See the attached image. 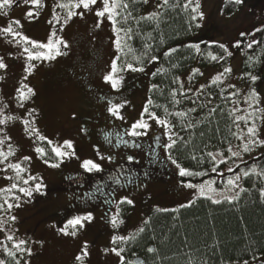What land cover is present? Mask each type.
I'll list each match as a JSON object with an SVG mask.
<instances>
[{"label":"rangeland","instance_id":"rangeland-1","mask_svg":"<svg viewBox=\"0 0 264 264\" xmlns=\"http://www.w3.org/2000/svg\"><path fill=\"white\" fill-rule=\"evenodd\" d=\"M229 0H199L200 8L198 12L203 13L199 31L187 44L200 45L208 42L212 44H223L231 53V60L228 64L218 67H201L199 57L191 68L183 72L180 76V83L183 89L192 95H202L212 84V79L225 68H230L231 72L226 73L222 78L223 85L230 93H238L232 96L235 104L232 103L230 109L238 107L249 112L254 111V116L245 125L240 122L239 130L236 133L243 137L237 139L231 145L234 152H239L240 157H231L225 166L224 176L226 179L241 174L239 181L240 187L244 188L242 172L237 170L236 165L249 162L257 157L264 155V145L255 144L251 146L249 152H243V143L247 142V127L254 122L257 128L256 139L264 141V83L255 89L259 96V102L255 108H249L245 103L249 93L253 89L248 83L244 82L242 74V63L244 52L242 48L234 45L239 41L242 44L243 38L249 39L251 34L257 29L264 28V0H242L239 8L230 14L224 13V6ZM59 0H42L43 7L30 8L25 5L23 0H17L7 14H0V28H6L13 20H19L20 26L13 25L24 36L32 41L47 43L52 32L68 45L67 48L60 46L61 55L52 60H32L26 59L27 54L23 52L24 47L31 48L23 42L17 43L19 37L13 40L11 36L0 34V58L6 65L0 69V119H5L4 124H0V139H5V143L0 145V151L7 152L11 145L14 155L10 156L4 164H0V169L6 167L8 163H19L26 169L22 174L25 179L28 176L36 177L34 181L23 184L19 181V186L33 188L36 183L42 185L39 191L33 190L31 197L13 190L11 194H0V204L4 203V198L10 195L19 196V201L9 200L19 207H13L10 211L7 206L0 210V260L5 264H120V257L110 251L112 248H122L125 242L111 243L112 237L123 236L133 237L138 234L148 220L153 211H171L182 208V205H189L199 199L196 190L185 187V184H200L203 182H183L180 179L179 169L168 159L169 152L165 151L163 145L168 143L166 130L154 120L144 118L149 123L146 134L140 135L142 138H149L150 143L158 141L161 144L160 156L168 164L172 171L171 179H160L157 182L150 181V187L131 191L130 198L133 203L126 206L119 212V220L122 221L117 227L111 226L103 233L99 230L101 220H105L102 214H97L91 222H86L83 229H79L76 236H65L61 233L68 220L75 216H83L88 207H76L68 215L55 214L52 210L60 206L62 199L84 191L85 181L90 175H97L99 171H86L81 167L84 160H93L100 166V170L111 167L112 160L102 159L98 153L94 152L95 145H89L83 127L91 126L94 129L100 127L115 126L130 130L131 125L141 118L144 106L149 99V87L151 72L157 66V59L152 61L143 71H123L119 75L123 77L121 86L113 89L110 83L104 81V76L110 71L112 60L117 52L113 41L115 36L112 26L105 17L97 28L98 17L95 11H84L76 9L77 12H84L73 16L67 23L64 22L66 12L56 7ZM160 0H148L144 5L142 15H148L155 11ZM102 5L98 3L96 8ZM32 10L38 15L35 18H27L25 13ZM60 17L57 23L53 19V14ZM52 21V23H50ZM241 33L246 35L241 36ZM11 41V42H9ZM248 41V40H245ZM35 51V50H33ZM46 51V50H43ZM28 64L34 65L31 72H26ZM195 70V75L193 74ZM264 75V69H263ZM191 77V80L189 79ZM133 82V83H132ZM135 82L142 84L138 90H134L131 98L124 100H109L100 97L98 93L109 92L120 94L127 85ZM22 90L27 93V89H32V93L27 99L21 101L17 91ZM203 88V92L199 90ZM111 104H122L120 115L123 119H118L111 115L108 108ZM244 112H237L236 115H243ZM12 117V119H7ZM25 121H29V131H26ZM38 130L40 136L46 138L41 141L36 134H30V130ZM97 131V130H96ZM138 131H144L139 129ZM127 132V131H126ZM171 132L174 134L173 129ZM129 137L133 138V136ZM159 138V139H158ZM52 141V144H48ZM65 141L72 142V149L64 151H74L75 155L66 156L59 163L58 167H50L52 162L45 163L44 156L41 157L35 151L37 147L43 148L45 152L49 145L61 146ZM117 151L108 148L107 154H115ZM224 152V151H223ZM129 156H133V161L140 159L142 153L129 147L126 149ZM55 155V154H54ZM225 157H230L228 152H224ZM29 157V160H25ZM219 160V158H218ZM182 166V165H181ZM233 167L235 173L227 172V167ZM183 167V166H182ZM125 172L124 170L122 171ZM71 174L77 175L72 182L52 190L54 185L62 181V176ZM125 175V173H124ZM123 175V176H124ZM13 179H5V177ZM83 178L84 180H81ZM214 187L223 190L224 196L233 197L236 193L241 194L239 188L227 190L221 184V177L216 178ZM207 181V180H206ZM222 181V180H221ZM15 180V172L12 169L0 171V189L8 188ZM220 182V183H219ZM82 184V185H81ZM100 191L105 192L103 185L99 184ZM127 189H121L118 195L125 193ZM127 193H130L129 190ZM238 195V196H239ZM224 196L216 197L224 200ZM123 197V196H122ZM125 198V197H123ZM237 199V198H236ZM235 200V199H234ZM63 204V203H61ZM92 203H90L91 205ZM87 213V212H86ZM15 216V221L10 217ZM106 225H104V228ZM99 230V231H98ZM71 231V229H69ZM8 235L13 236V241L6 239ZM19 240L27 241L24 245L30 248L32 255L26 252L17 251L13 248V243ZM87 244L88 255L82 261L75 258L82 254V249ZM5 246L15 253V258L6 255ZM123 255V253H122ZM124 256V255H123ZM128 261V260H127ZM125 259V264H127ZM137 262V261H135ZM133 261V264H135ZM264 264V255L253 260H248V264ZM232 264H244L243 262H233Z\"/></svg>","mask_w":264,"mask_h":264},{"label":"trees","instance_id":"trees-1","mask_svg":"<svg viewBox=\"0 0 264 264\" xmlns=\"http://www.w3.org/2000/svg\"><path fill=\"white\" fill-rule=\"evenodd\" d=\"M59 2L67 3L69 0ZM178 2L180 5L178 7L161 9L162 15L158 26L155 22L141 21L137 25L134 20H129L128 26L139 32L129 42L136 50L135 55L142 56L145 52V43L151 45V50L142 56L141 63H137L131 54L121 59H127L135 67L145 69L153 61L149 57H157V66L150 76L148 94L153 104L161 107L149 105V108L157 116L169 120L174 134L182 137L171 149L172 157L192 172H208L205 176H181L180 180L194 183L209 179L216 181L218 176L211 172L213 164L209 162L206 153L218 150L227 152V148L236 142V136L233 135L236 133V125L233 124V117L229 115L233 98L223 99L231 93L221 84H211L202 95L186 92V96L181 97L180 83L174 81L178 78L180 82L181 74L191 68L198 57L200 66L206 68L228 64L231 55L218 47L220 44L205 42L200 45L199 53L195 47H189L190 44L187 42L199 31L201 19L198 13L191 11V8L184 10L183 4L187 0ZM196 2L197 0H193V7ZM170 3L175 4L177 0H170ZM144 5L133 4L129 10L133 11V16L138 19L142 16ZM239 6L227 1L224 13L230 14ZM194 15L197 16L195 20L192 19ZM148 33H151V39H147ZM252 41L258 43H253L251 48L247 47ZM241 43L240 47L244 52L243 80L253 89H258L264 83V28L256 30L249 39L243 38ZM171 49L176 51L171 55H165ZM209 54L222 59L213 61ZM249 74L258 77L255 83L251 81ZM136 83L138 84V82L134 84ZM153 85L157 87L153 88ZM129 86L131 85L128 84L127 87ZM139 86L142 87V84ZM174 89L178 90L176 98L181 101L178 105L172 102L171 92ZM164 107L173 113L187 112L190 108H196L197 111L190 113L182 124L174 115L165 117ZM213 107H216L217 111L209 115V109ZM189 121L195 126L189 128L187 126ZM47 146V155L44 159L52 163L58 162V158L51 151L52 147ZM193 155L198 159H192ZM225 166L226 164H220L218 171H223ZM253 167L256 173H264V155L240 164L237 170L242 173L251 172ZM225 177L220 180L221 184L225 183ZM243 184L245 191H242L232 203L223 201L220 204H213L210 200L199 198L192 202L190 207L153 211L143 227L144 231L123 244L126 261H137L135 264H232L263 256L264 197L260 195V191L264 189V177L252 174L250 177H244ZM150 248L154 251L149 252Z\"/></svg>","mask_w":264,"mask_h":264},{"label":"snow or ice","instance_id":"snow-or-ice-1","mask_svg":"<svg viewBox=\"0 0 264 264\" xmlns=\"http://www.w3.org/2000/svg\"><path fill=\"white\" fill-rule=\"evenodd\" d=\"M17 0H0V14H7V10L11 9L14 4H16ZM229 2H233L235 4H240L242 0H229ZM23 3L25 5H29L30 8H40L43 7L42 0H23ZM98 0H69V2H58L56 7L60 9H64L66 12V15L64 17V22L67 23L68 20H70L73 16L80 15L81 18L84 15V12H77L75 11L76 9H83L84 11H95V15L99 18L96 24V27L98 28L100 24L103 22L104 18L106 17L108 22L112 26V31L115 36V39L113 41L114 47L116 49L117 55L116 57L112 60L111 65H110V71L104 76V81L106 83H110L111 87L113 89H118L121 86L123 77L120 76L119 74L123 71H143V67H135L133 63L129 62L127 59L122 60V57H126L129 54L132 55L133 59L136 60L137 63L142 62V56L147 55V53L151 50V45L145 43L144 49L145 52L142 54V56H136L135 52L136 50L131 46L129 43L134 36L138 35L139 32L134 31L132 27L128 26L129 20H134L137 25L140 24L141 21H149V22H155L158 26L160 17L162 13L158 10L155 12H152L148 15H142L138 19L133 16V11L129 10L131 5L137 4V3H148V0H99V3L102 5L99 8H96L95 6L97 5ZM193 0H187L186 3L183 4L184 10H188L191 8V11L193 13H198L199 18L203 19V13L198 12L200 8L199 0H197L195 6H192ZM179 2L177 0V3L172 4L170 3V0H160L159 4L157 5L158 9H166V8H171V7H178ZM27 18H35L38 13L29 10L25 13ZM53 19L59 23L60 22V17L58 15L53 14ZM193 20L197 19V16L192 17ZM52 23V21H50ZM20 26V21L19 20H13L11 21L6 28H0V34H4L6 36H11L13 40H16V37H19V40H16L17 43L23 42L25 45H31V48L29 47H24L23 52L27 54L26 59L28 61L32 60H52L55 59L56 56L61 55L60 51V46L62 45L64 48H67L68 45L63 39L59 38L56 34V32H52L50 35L48 42L45 43H39L36 41L30 40L28 37L24 36L22 33H20L17 29L13 28V25ZM199 26V25H197ZM259 31V29H257ZM241 36L246 35V33H241ZM147 39H151V33H148ZM11 42V41H9ZM253 43H258V41H252L247 45V47L251 48ZM235 47H239L240 43L237 41V43L234 45ZM189 47H195L197 53H199V45H189ZM221 49L224 50V52L228 53V55H231L230 52H228V49L225 45L221 44L218 45ZM35 50V51H33ZM46 50V51H43ZM176 49H171L168 53L165 55H171L172 52H175ZM211 60L216 61L218 59H222L221 57H217L215 55L209 54ZM150 60H156L157 57L155 56H150ZM120 61V63H118ZM6 65L3 63L2 58H0V69L5 68ZM34 65L28 64L26 67L25 71L26 72H31L32 68ZM163 71V70H161ZM198 72V70L194 71ZM231 69L230 68H225L223 72L219 73L217 76H215L212 79V84H220L223 83V77L225 76L226 73H230ZM250 75V79L253 83H255L258 79L257 76L255 75ZM191 80V77H189ZM174 83H180L178 78L174 81ZM26 86H22L21 89H18L17 91L20 94V99L23 101L24 99H27L28 95L32 93V89L28 88L27 93H25L22 89ZM157 86L153 85V88ZM200 92H203V88L199 90ZM177 94L178 90H172L171 92V97H172V102L174 104H180L181 101L177 99ZM179 95L181 97L186 96V91L183 89V84L180 83V88H179ZM238 93H231L228 97H223V99H231L232 96H236ZM259 102V96L255 89H252L251 92L249 93L248 98L245 100V103L249 104V108H255V105L258 104ZM195 103V101H193ZM209 103H211V99H209ZM233 104L236 103V101H232ZM149 105H152L153 107H161L160 105H154L153 101L151 99L148 100L147 104L144 106L143 112L141 114V118L133 123L131 125V129L127 130V134L130 136H140L146 134V130L149 128V123L148 121L144 118L145 116L148 117L150 120H154L157 124L161 125L165 130H166V135L168 137V143L164 144L163 147L165 151L173 149L176 144L178 139H182V137H179L176 134H173L171 132V122L167 120L166 118H161L156 115L155 112L151 111L149 108ZM123 105H117V104H111V106L108 108V111L111 115L115 116L118 119H123V117L120 115V108H122ZM165 117L167 116H176L180 119L181 123L183 124L189 117L190 113L196 112V108H190L188 109L187 112L185 111H177V112H169L167 107L163 108ZM217 111L216 107L210 108L209 109V115L215 114ZM264 111V110H261ZM237 112H244L243 115H236ZM2 115V113H0ZM229 115L233 117V124L236 125L237 129L239 130V125L240 122L243 121L245 125L249 124V121L252 119L254 116V111L249 112L246 109H240L238 107H234L229 110ZM7 119H12V117H7ZM207 119V117H205ZM6 121L5 119H0V124H4ZM26 125V131H29L28 125L30 124L29 121L24 122ZM187 126L189 128L194 127L195 125L192 122H188ZM139 129H143L144 131H138ZM30 134H36L37 138L41 141L46 140L45 137L40 136L38 133V130L32 128L30 130ZM234 136H236L237 139H243L241 135L237 133H233ZM247 136L249 139L247 142L243 143L242 146V151L243 152H249L251 146L255 144H261L264 145V141L256 139L257 136V128L255 123L253 122L251 126L247 127ZM5 139H8L5 137ZM5 139H0V145H3L5 143ZM122 139V137H121ZM159 139V138H158ZM48 144H52V141H48ZM207 147V145L205 146ZM63 149H72V142L71 141H65L63 145L61 146H53L51 151L55 154V157L58 158V162L56 163H50V167H58L59 163L63 161V158L66 156H73L75 155L74 151H64ZM35 151L40 155L41 157L47 155L45 150L43 148L37 147ZM227 152L230 154V157H225L223 151H208L206 153V156L209 159V162L213 164V167L211 168V172L215 173L217 176L221 177L222 179L224 178V171H218L219 165L220 164H227V161L231 157H240L239 152H234L232 150V147L229 146L227 148ZM14 155V151L11 148V145H9V150L7 152L0 151V164H4L5 161L8 160L10 156ZM219 158V160H218ZM25 160H29V157H25ZM168 159L171 160L173 164L176 165V167L179 169V175L182 177L185 176H205L208 175V172H192L184 167H182L176 159H174L169 152ZM192 159H198L195 155L192 156ZM201 160L203 157L200 158ZM45 163H48V161H45ZM81 167L84 168L88 172H92L93 170L95 171H100V166L95 163L93 160H84L81 164ZM236 167H239V165H236ZM8 169H12L15 172V180L17 182H14L10 185L8 188L0 189V194L2 193H9L11 194L13 190H16L20 193H22L25 196L31 197L33 190L39 191L42 187L40 183H36L33 188H25L19 186V181H22L23 184H28L29 181H34L37 178L33 176H28L27 179L23 177V173L26 171L21 164L19 163H8L5 168L0 169V171H7ZM227 172H233L235 173V169L231 166L227 167L226 169ZM252 174H256L259 176L264 177V173H256L255 167L252 168L251 172L244 171L242 173L243 177L247 178L250 177ZM242 176L241 174H235L232 177H229L226 179V183L224 184V188L227 190H231L233 188H239L240 191H245L244 188L240 187L239 181L241 180ZM5 179H13V177H8L6 176ZM216 184L215 180H207L203 183L200 184H185V187L188 188H193L196 190V195L198 198H203L206 200H210L211 203L213 204H220L223 201L221 199H218L216 197L219 196H224L223 190H220L214 185ZM239 193H236V196L229 197V196H224V200H226L228 203H232L234 199L238 198ZM260 195L264 197V189L260 191ZM16 200L19 201L20 197L19 196H14L10 195L8 197L4 198V203L0 204V210H3L5 208V205L7 206V210H11L14 206L19 207V203H16L13 205L12 203L9 202V200ZM195 201H193L194 203ZM119 203L124 204L127 203L131 205L133 202L131 200H121ZM191 204L189 205H182V207H190ZM11 220L15 221L16 217L12 216L10 217ZM92 216L91 214L88 215H83V216H75L72 219L68 220L67 223L65 224L63 229H60L61 233L65 236L71 235V236H76L77 232L79 229H83L85 227L86 222H91ZM3 222L0 221V224ZM111 223L113 227H117L122 221L119 220V210L115 215L111 217ZM71 229V231H69ZM0 231H3V228L0 227ZM140 232H143L144 229L141 228L139 230ZM135 237H123V236H115L112 239L113 244H117L118 242H126L128 239H134ZM7 240L13 241V236L8 235L6 237ZM2 243V241H0ZM27 244V241L25 240H19L18 242L13 243V248H15L17 251L20 252H26L29 256L32 255L31 249L24 247V245ZM111 252H113L116 256L120 257V264H125V256L122 255V253L125 251L124 248H112L110 249ZM149 252L154 251V249H148ZM5 252L6 255L15 258V253L11 250H9L5 246ZM88 255L87 252V244H85L84 248L82 249V254L76 256L77 261H82L84 257ZM255 259V257H254ZM0 264H5V261L0 260ZM17 264H19V260H17ZM27 264V262H26ZM127 264H133V261L128 260ZM244 264H248V261H244Z\"/></svg>","mask_w":264,"mask_h":264},{"label":"flooded vegetation","instance_id":"flooded-vegetation-1","mask_svg":"<svg viewBox=\"0 0 264 264\" xmlns=\"http://www.w3.org/2000/svg\"><path fill=\"white\" fill-rule=\"evenodd\" d=\"M140 84H132L120 92V94H111L109 92H100L98 95L109 100H124L126 97L131 98L134 90L141 88ZM97 130V131H96ZM123 128L115 126L100 127L94 129L91 126L83 127V134L89 145H95L94 152L102 159L112 160L114 164L107 169L97 172V175L87 177L84 186L88 187L84 191H78L76 194L62 199L60 206L53 208L55 214L67 215L76 207H88V211L83 215L91 214L92 218L97 214H102L105 220H101L99 230L105 233L111 226V217L123 210L127 203H119L121 200L130 198L131 191L136 189H145L154 185L149 182H157L160 179H171L172 171L168 164L160 156L161 144L158 141L149 142V138L142 136L129 137ZM122 137V139H121ZM132 147L142 153L140 159L133 161V156L126 153V149ZM108 148H112L117 152L115 154H107ZM125 171V175L122 171ZM124 175V176H123ZM77 175L71 174L62 176V181L54 185L52 190H56L75 179ZM81 180H84L81 178ZM103 185L105 192L100 191L98 185ZM82 185V184H81ZM121 189H127L130 193H123L121 196L118 192ZM125 198H123V197ZM90 203H92L90 205ZM78 205V206H76ZM76 206V207H75ZM68 212V213H67ZM104 225L106 227L104 228ZM98 230V231H99ZM113 239V237H112ZM111 239V241H112ZM112 243V242H111Z\"/></svg>","mask_w":264,"mask_h":264}]
</instances>
